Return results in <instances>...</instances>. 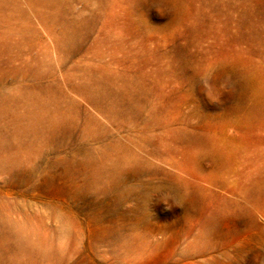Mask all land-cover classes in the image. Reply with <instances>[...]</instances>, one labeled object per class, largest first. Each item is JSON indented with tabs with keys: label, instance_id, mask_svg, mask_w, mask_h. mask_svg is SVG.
<instances>
[{
	"label": "rangeland",
	"instance_id": "rangeland-1",
	"mask_svg": "<svg viewBox=\"0 0 264 264\" xmlns=\"http://www.w3.org/2000/svg\"><path fill=\"white\" fill-rule=\"evenodd\" d=\"M0 264H264V0H0Z\"/></svg>",
	"mask_w": 264,
	"mask_h": 264
}]
</instances>
